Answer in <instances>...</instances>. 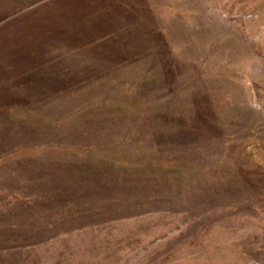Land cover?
<instances>
[{"label": "rangeland", "instance_id": "rangeland-1", "mask_svg": "<svg viewBox=\"0 0 264 264\" xmlns=\"http://www.w3.org/2000/svg\"><path fill=\"white\" fill-rule=\"evenodd\" d=\"M0 264H264V0H0Z\"/></svg>", "mask_w": 264, "mask_h": 264}, {"label": "trees", "instance_id": "trees-1", "mask_svg": "<svg viewBox=\"0 0 264 264\" xmlns=\"http://www.w3.org/2000/svg\"><path fill=\"white\" fill-rule=\"evenodd\" d=\"M108 99H109V97H106V98H104L100 102L101 103H103V102L104 103H109V104L113 105L112 102L107 101ZM100 102H98V103H100ZM41 119L44 120L45 122L49 123V124L58 123L60 121V120L54 119V118H52L50 116H42ZM41 149L42 148H28V151H32V152H35V151H44V150H41ZM63 149H65V148H63Z\"/></svg>", "mask_w": 264, "mask_h": 264}]
</instances>
